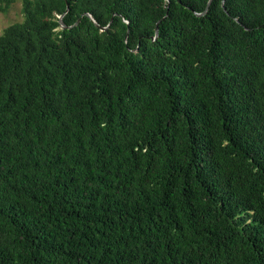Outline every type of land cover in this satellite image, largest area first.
<instances>
[{
    "label": "trees",
    "instance_id": "16d2710c",
    "mask_svg": "<svg viewBox=\"0 0 264 264\" xmlns=\"http://www.w3.org/2000/svg\"><path fill=\"white\" fill-rule=\"evenodd\" d=\"M208 2L20 0L0 264H264V0Z\"/></svg>",
    "mask_w": 264,
    "mask_h": 264
},
{
    "label": "rangeland",
    "instance_id": "374dc122",
    "mask_svg": "<svg viewBox=\"0 0 264 264\" xmlns=\"http://www.w3.org/2000/svg\"><path fill=\"white\" fill-rule=\"evenodd\" d=\"M21 20V3L20 0H16L6 13L0 12V34L6 27L14 23H18Z\"/></svg>",
    "mask_w": 264,
    "mask_h": 264
},
{
    "label": "water",
    "instance_id": "95a60500",
    "mask_svg": "<svg viewBox=\"0 0 264 264\" xmlns=\"http://www.w3.org/2000/svg\"><path fill=\"white\" fill-rule=\"evenodd\" d=\"M210 3H211V0H209L208 4H207V6H206V9H205V11H204V13H205L206 10L208 9ZM222 6H223V2H222ZM67 11H68V5H67V7H66L65 12H67ZM89 17H90V16H89ZM59 19H60V20H59V23H60L61 27H62V28H66V27L63 25L62 21H61V17H60ZM90 19L93 21V19H92L91 17H90ZM93 22H94V21H93ZM94 23H95V22H94ZM95 26L98 27V25H97L96 23H95ZM106 28H107V27H106ZM106 28H103L102 30H104V29H106ZM155 32H156V34H157V28H156Z\"/></svg>",
    "mask_w": 264,
    "mask_h": 264
}]
</instances>
